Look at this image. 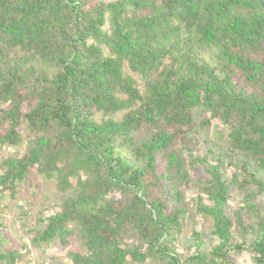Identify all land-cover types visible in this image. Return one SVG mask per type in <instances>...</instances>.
I'll use <instances>...</instances> for the list:
<instances>
[{
	"label": "trees",
	"instance_id": "trees-1",
	"mask_svg": "<svg viewBox=\"0 0 264 264\" xmlns=\"http://www.w3.org/2000/svg\"><path fill=\"white\" fill-rule=\"evenodd\" d=\"M197 116L264 169V0H0V152L26 140L0 159V198L33 171L60 195L25 249L76 236L85 252L73 264H264L260 206L226 210L232 189L256 198L264 180L247 164L228 180L214 155L184 157L176 143L192 142ZM187 186L216 242L204 250L194 230L184 254ZM24 255L5 248L0 264Z\"/></svg>",
	"mask_w": 264,
	"mask_h": 264
},
{
	"label": "rangeland",
	"instance_id": "rangeland-1",
	"mask_svg": "<svg viewBox=\"0 0 264 264\" xmlns=\"http://www.w3.org/2000/svg\"><path fill=\"white\" fill-rule=\"evenodd\" d=\"M200 120L201 117H195L192 128L188 132V138L192 140L191 143H186L182 140L176 143V147H182L184 149V157L189 159L188 155L190 151L195 159L197 155H207L208 159H212L211 155H214V161L223 167L225 177L228 180L232 172L239 173L241 171L240 176H242V170L240 169H243V165L247 164L248 169L255 171L256 175L264 180V169L257 167L255 161H247L241 151H235L231 147L226 135L220 137L218 134L221 131L220 126L207 129L201 124ZM146 133H148L147 128L141 134L145 135ZM25 134L26 132L24 133V139H27ZM188 146H190L191 150H186ZM209 148L213 150V153L208 151ZM25 149L26 140L18 147H7V149H4L3 152H0V159L8 155H22ZM218 155L221 157L217 160L215 157ZM189 166H192L191 162ZM195 168L198 169L192 170L194 180H197V177L205 176L204 164H198ZM182 190L186 191V201L189 202V211L185 230L180 236L179 252H183L184 254L195 253L194 230L202 234L204 241L203 249L207 250L216 242V238L212 232V220L200 214L196 209L195 204L198 188L196 186H187L186 189L182 188ZM251 191H255V188L252 186L249 188L246 187L244 190L232 189L230 191L232 193V199L226 208L230 216L233 217L234 212L246 204L247 201L258 204L261 211L264 212V194L256 198L246 197L248 192ZM164 192L170 195V188L166 187ZM170 197L173 198L172 195ZM59 200L60 195L55 187L54 181L46 179L35 171L31 173L28 181L20 185V192L15 199L9 196L0 198V235L5 239L3 245H0V251L3 252L5 248H17L19 251L23 250L25 252L23 257L25 262L22 264H73L70 253L77 251L85 252L84 244L79 237H73L72 241L66 246L45 243L41 249L31 248L30 246L27 249L23 247L24 243L30 245V239L42 227L38 222L40 212H44L46 215L51 214ZM244 216L246 222L255 220V216L246 213V211H244ZM125 239L127 243H132L134 233L126 232Z\"/></svg>",
	"mask_w": 264,
	"mask_h": 264
}]
</instances>
